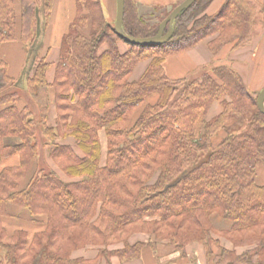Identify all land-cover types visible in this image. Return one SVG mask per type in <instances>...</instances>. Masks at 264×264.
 I'll list each match as a JSON object with an SVG mask.
<instances>
[{
    "label": "trees",
    "instance_id": "obj_1",
    "mask_svg": "<svg viewBox=\"0 0 264 264\" xmlns=\"http://www.w3.org/2000/svg\"><path fill=\"white\" fill-rule=\"evenodd\" d=\"M54 1L0 0V47L17 41L32 46L39 14L49 26ZM184 1L171 11L155 6L145 15L140 11L144 4L125 0L123 29L133 38L155 37ZM212 1L197 0L180 14L166 44L144 47L118 36L102 0H77L54 82L47 79V56L39 57L28 80L26 91L35 107L10 78L7 63L0 62V165L20 157V166L0 173V264H75L72 255L89 246L103 248L100 258L132 261L146 246L130 243L136 234L169 240L183 256L188 245L202 244L211 264H264V184L258 182L264 167V114L258 96L227 65L179 81L169 79L164 68L167 57L209 38L214 53L252 41L253 1L226 0L210 16L206 11ZM84 28L88 35L81 32ZM120 43L127 45L125 52ZM146 61L150 65L143 76L132 80ZM53 102L57 119L50 128ZM215 102L223 111L208 121ZM102 131L107 138L104 165ZM219 131L226 137L215 146ZM67 138L76 141L82 155L58 143ZM46 147L57 169L40 166ZM58 170L78 180L67 183ZM12 204L33 219L45 217V230L32 240L24 231L10 235L2 220ZM218 219L228 226L218 225ZM221 239L233 249L224 248ZM119 244L121 249H108Z\"/></svg>",
    "mask_w": 264,
    "mask_h": 264
},
{
    "label": "crops",
    "instance_id": "obj_2",
    "mask_svg": "<svg viewBox=\"0 0 264 264\" xmlns=\"http://www.w3.org/2000/svg\"><path fill=\"white\" fill-rule=\"evenodd\" d=\"M65 2V0L54 1V8L49 26L46 27V24L42 20V28L39 29L42 33L40 38V48L36 57L34 56L36 59L37 57L39 58L47 56V60H49L50 63V57L54 52L52 51V49H60L62 39L67 33L69 25L76 15L77 0H74V5L73 2H70L68 12L65 7ZM214 2L215 0H213V3L209 7L208 11H211ZM16 7L19 13V4H16ZM113 9V5H110V14L113 12ZM207 14L210 15V13ZM211 39L212 38H209L200 42L198 45L188 51L180 52L167 57L164 63L167 77L174 81L197 78V76H199V74H203L205 70L209 71L211 70V68L214 69L215 67L221 65H227L230 66L237 74H239L249 92L255 96H258L264 88V38L262 39L261 43L258 44V48L256 50V65L249 73L246 71L243 61L246 62V58L252 54L250 50H253V48L255 47V42L251 44V46L248 45L250 47L246 46L248 48L242 50H238L239 48L235 46V43H232L224 46L221 50L214 53L210 50L209 42L211 41ZM31 48V46H24V44H22L20 41L5 44L0 47V62L5 61L7 63L8 74L10 78L17 80L18 85L19 83H22V81L24 82L25 79L26 85H28V80L34 73L37 61H33V64H31V62L29 61L32 53ZM246 52H249V55L246 54ZM239 55L242 57V59L239 58ZM29 65L32 66L29 67ZM149 65L150 61L140 63L136 67L134 73L142 66H144L143 70L140 69V76L142 77ZM56 67L57 66H55L54 69L55 73L51 71L52 65L48 71L47 79L50 84L54 82ZM245 74L248 76V79H246ZM51 75L54 76L53 80L51 79ZM222 111L223 107L221 102H215L208 111L207 120L210 121L216 118L221 114ZM56 119V109L53 107V105H51L48 116V126L50 128H54L56 126ZM232 123L233 122L230 121L228 125H231ZM216 135H218L217 143L219 145L226 137V133L223 131H219ZM61 140L62 141H58L59 144L71 146L75 150L76 141L73 138ZM103 145L107 146V142H105ZM78 155H82L81 151ZM105 160L103 155L102 165L105 164ZM48 165L52 169L55 168L52 163H48ZM18 166H20V157H9L7 159H4L1 163L0 173L6 168H13ZM258 182L260 184H264V167H261L259 170ZM2 221L3 226L10 235L14 234L17 231H24L27 232L29 240H32L35 234L44 231L46 227L45 217L38 216L36 219H33L23 208L13 204L8 207V215L4 217ZM216 222L218 223V225H220L222 221L218 219L216 220ZM222 225L228 226V224H224L223 222ZM139 241L144 243L146 246L142 251L141 257L132 261H122L116 256L109 257L108 259L100 258L99 255L101 249L103 248L94 246H89L85 249L76 251L72 255V260L75 262V264H181L180 254L175 245L167 241H161L158 242L155 247H152L150 243L153 240L150 236L148 237L147 235L135 236L133 237V240L131 242L136 244ZM231 245L232 244H230L226 240L225 242H222V246L228 250L233 249V246ZM122 247L123 246H116L109 247L108 249L110 251H113L121 249ZM241 250L243 251L244 249ZM187 254L189 257L193 254L194 255L192 257H194L195 254H197L198 257L200 254V248L191 245L187 248ZM211 261L212 259L208 258L207 256L200 255L197 264H211Z\"/></svg>",
    "mask_w": 264,
    "mask_h": 264
},
{
    "label": "rangeland",
    "instance_id": "obj_3",
    "mask_svg": "<svg viewBox=\"0 0 264 264\" xmlns=\"http://www.w3.org/2000/svg\"><path fill=\"white\" fill-rule=\"evenodd\" d=\"M66 2V9H67V12H68V10H69V6H70V2H73V5H74V0H65ZM253 1V3L255 4V6H256V9H255V11L257 12V15H256V25H255V27H254V30H253V39H252V41L248 44V45H250L251 46V44H253L254 42H255V47L253 48V50H250L251 52H252V54L250 55V56H248L246 59H247V61L246 62H244L243 61V64H244V67L246 68V71L249 73L251 70H252V68L256 65V62H257V59H256V53H257V48H258V44L259 43H261V41H262V39L264 38V0H252ZM102 2H103V6H104V10H105V14H106V17H107V19H108V21L109 22H111L113 25H115V22H116V16H117V0H102ZM178 2V0H138V3H139V5L141 6V5H143L144 4V6L141 8V12L143 13V14H149V13H151V11L153 10V7H155V6H159V7H161V8H163V9H165L166 11H171L172 10V6L174 5V4H176ZM224 2H226V0H215V2H214V4H213V6H212V8H211V11H208V9H207V11H206V13H210V15H212V14H217L220 10H221V8H222V6H223V3ZM212 3H213V1H212ZM212 3H211V5H212ZM112 6L113 5V7H114V9H113V12L110 14L109 13V6ZM210 5V6H211ZM209 6V7H210ZM40 19H41V22H40V25H39V29L40 28H42V20H43V22L45 23L46 22V20H45V17H44V14L42 13V11L40 12ZM68 27V26H67ZM81 32L82 33H84V34H86V35H88L89 34V28H84V29H82L81 30ZM41 31L39 30V34H38V36H37V40H36V42L31 46L32 48V53H31V58L29 59V61L31 62V64H33V61H37L38 62V60H39V58L37 57V59L35 58L36 57V55H37V53H38V51H39V48H40V38H41ZM247 45V46H248ZM250 46H248V47H250ZM105 47H107V46H104V48ZM240 47V46H239ZM242 47H244V48H242ZM242 47H240L238 50H242V49H246V48H248V47H245V46H242ZM120 48H121V51L122 52H125L126 50H127V45L125 44V43H120ZM52 51H54L53 53H52V55H51V57H50V64L52 65V72L53 73H55V66H57V63H58V61H59V58H60V55H59V53H60V49L59 48H53L52 49ZM249 52H246V54H248ZM249 55V54H248ZM35 56V57H34ZM239 58H241L242 59V57L239 55ZM37 62H36V65H37ZM47 62H49V60H47ZM230 63V62H229ZM231 64V63H230ZM30 66H32V65H29V67ZM36 67V66H35ZM141 70H143L144 69V66H142L141 68H140ZM140 69H138L135 73H134V75H132V80H138L141 76H140ZM212 69L213 68H211V70H209L210 72L212 71ZM209 71H207V70H205L204 72H203V74L205 73V72H209ZM201 75L202 74H199V76H197V78H199V77H201ZM246 75V74H245ZM51 79L53 80L54 79V76H52L51 75ZM246 79H248V76L246 75ZM19 86L22 88V96L25 98V99H28L27 101H29L30 102V105H32V106H34V104L31 102V100L29 99L30 97H29V95H28V93H27V91H26V88H27V85H26V79L24 80V82L22 81V83H19ZM52 101H53V99H52ZM51 105H53V107L56 109V114H57V107H56V105H55V103L53 102V103H51ZM51 105H50V107H51ZM35 107V106H34ZM34 113H35V117H36V120H37V122L39 123L40 122V114H39V112H38V108L36 107V108H34ZM48 116H49V113H48ZM47 125H48V119H47ZM39 127H40V130H39V134H40V136L41 137H43V132H44V130L43 129H41L42 128V126L39 124ZM49 127V126H48ZM224 132V131H223ZM44 139H45V141L46 142H48V143H50V141H49V138H47L46 136L44 137ZM68 139V138H67ZM100 140H101V143H102V141H103V143H102V149H103V155H104V160H105V157H106V153H107V146L106 145H103L105 142H107V138H106V135L104 134V131L103 132H101V134H100ZM58 141H62L61 139L60 140H58ZM213 141H214V145L215 146H217L218 145V143H217V141H218V135H216L214 138H213ZM43 142V141H42ZM75 150H76V152L78 153V154H80V149L78 148V146L75 144ZM43 152L44 153H41V156H40V166L41 167H43V164H45V165H48V163H52L53 165H54V169H57V167H56V165L54 164V162H53V160H51L50 158H49V147H46L44 150H43ZM44 165V166H45ZM59 174H60V176H61V178L65 181V182H67V183H70V182H75V181H77L78 179H73V178H69L67 175H65L61 170H58L57 171ZM138 235H147L148 237L150 236L151 237V239L153 240L150 244H157L158 242H161V241H163V242H169V243H171V244H173V245H175L174 243H172V242H170L169 240H158L154 235H150V234H136L135 236H138ZM135 236H133V237H135ZM133 237L131 238V240H130V243L133 245L134 243H132L131 241L133 240ZM227 241V240H226ZM222 242H225V240L224 239H221V244H222ZM137 243H142V242H137ZM230 243V242H229ZM231 244V243H230ZM191 245H194V246H196V247H198V248H200V254H199V256L197 257V254H195V256L194 257H192V256H188V254H187V248L189 247V246H191ZM116 246H122L121 244H119V245H116ZM115 245L114 246H112V247H116ZM176 246V245H175ZM231 246H233V245H231ZM176 249H177V246H176ZM213 249H214V253L215 254H218V253H220V249H219V247H213ZM178 250V249H177ZM239 252H241L242 250L241 249H239L238 250ZM3 252V251H2ZM178 252H179V254H180V258H181V264H197L198 262V259L200 258V255H205V256H207L208 254H207V251H206V249H205V246L204 245H202V244H199V243H192V244H190V245H188L187 247H186V255H184L183 256V254L178 250Z\"/></svg>",
    "mask_w": 264,
    "mask_h": 264
},
{
    "label": "water",
    "instance_id": "obj_4",
    "mask_svg": "<svg viewBox=\"0 0 264 264\" xmlns=\"http://www.w3.org/2000/svg\"><path fill=\"white\" fill-rule=\"evenodd\" d=\"M197 0H186L178 6L168 18L160 26V31L157 36L152 38H133L129 36L123 29L124 15H125V0H117V16L115 22V31L118 36L128 44L152 47L166 44L173 35L174 22L180 14L188 10ZM168 29L167 34L165 33ZM257 106L259 111L264 114V88L257 97Z\"/></svg>",
    "mask_w": 264,
    "mask_h": 264
}]
</instances>
